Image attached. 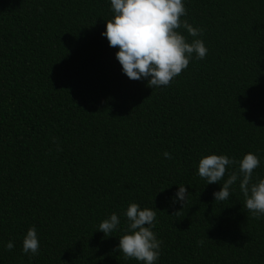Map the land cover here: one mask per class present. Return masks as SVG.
<instances>
[{
  "label": "trees",
  "instance_id": "trees-1",
  "mask_svg": "<svg viewBox=\"0 0 264 264\" xmlns=\"http://www.w3.org/2000/svg\"><path fill=\"white\" fill-rule=\"evenodd\" d=\"M183 3L207 55L152 89L101 35L110 0H0V264H142L114 251L131 203L159 210L156 264H264V216L243 207L239 180L215 202L221 184L198 174L205 156L251 152L264 179V0ZM180 185L191 195L172 215ZM32 226L36 256L22 251Z\"/></svg>",
  "mask_w": 264,
  "mask_h": 264
},
{
  "label": "clouds",
  "instance_id": "clouds-1",
  "mask_svg": "<svg viewBox=\"0 0 264 264\" xmlns=\"http://www.w3.org/2000/svg\"><path fill=\"white\" fill-rule=\"evenodd\" d=\"M113 19L106 21V37L109 46L118 48L116 59L122 72L132 81L147 80V86L154 89L168 86L172 80L187 69L193 55L197 60L206 57L208 49L200 37L203 29L193 27L186 19L187 10L183 0H110ZM183 28L194 39L187 42L178 30ZM55 143V138L53 139ZM58 151H62L59 147ZM172 159L168 152L163 153ZM238 166L224 180L228 166ZM260 159L249 152L237 161L227 155H208L199 161L198 174L207 184H221L213 193L215 202L229 199L232 186L239 180V188L245 198L243 207L253 218L264 216V179L253 182L254 170ZM223 181V183H221ZM191 194L184 185L171 198L173 205L179 204L178 215L188 202ZM157 209H141L131 203L126 212L128 224L126 234L119 238V246L114 251L122 253L125 259H135L142 264H156L159 259L162 241L158 240L153 229ZM120 220L111 214L99 224L100 232L110 237L117 230ZM198 246L203 241H198ZM14 244L9 241L6 249L11 251ZM40 244L35 226L28 229L22 242L25 254H39Z\"/></svg>",
  "mask_w": 264,
  "mask_h": 264
}]
</instances>
